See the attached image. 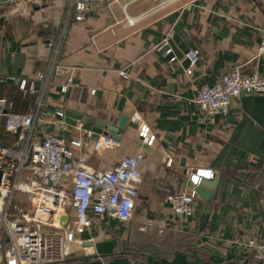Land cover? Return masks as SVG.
I'll list each match as a JSON object with an SVG mask.
<instances>
[{
    "label": "crops",
    "instance_id": "0c3cea01",
    "mask_svg": "<svg viewBox=\"0 0 264 264\" xmlns=\"http://www.w3.org/2000/svg\"><path fill=\"white\" fill-rule=\"evenodd\" d=\"M121 4H91L75 21L70 0H0V97L10 103L20 92L24 99L19 84L45 76V117L40 111L32 140L55 133L67 142L92 141L81 123L61 129L54 120L58 111L102 125L126 116L119 147L100 153L76 149V158L84 154L85 164L99 172L143 153L132 218H92L82 244L74 243L57 264H260L242 243L249 238L264 243V95L241 94L226 116L213 117L193 100L201 87L215 84L234 66L244 76L264 78V55L258 54L264 0H169L132 26L125 23ZM153 5V0H136L127 15L137 17ZM165 46L176 61H169ZM190 49L200 57L186 75ZM56 65L75 68L65 93L60 92L62 78L51 74ZM123 71L127 78L120 76ZM7 78L19 84L6 83ZM27 98V109L18 113L35 109V98ZM143 125L146 141L138 137ZM15 139L0 120V147L17 149ZM192 175L215 186L206 200L196 196L190 217L176 216L167 197L190 191ZM145 232L188 237L191 246L129 255L128 247ZM0 264L13 263L2 258Z\"/></svg>",
    "mask_w": 264,
    "mask_h": 264
},
{
    "label": "built area",
    "instance_id": "2783aa9c",
    "mask_svg": "<svg viewBox=\"0 0 264 264\" xmlns=\"http://www.w3.org/2000/svg\"><path fill=\"white\" fill-rule=\"evenodd\" d=\"M23 1V0H12ZM40 2L41 0H24ZM105 0H70L73 19L81 21L91 4H102ZM121 2L125 23L129 26L165 8L169 0H153V6L137 17L127 15V6L136 0H110ZM116 23V22H114ZM111 27V26H110ZM165 42L167 40L165 39ZM164 54L171 55L165 46ZM258 54L264 55V28L258 47ZM185 57L188 67L186 75L199 61V51L190 49ZM75 68L56 65L51 74L62 78L60 92L65 93L72 85ZM127 78L126 72H120ZM13 80V78H8ZM45 76L36 77V82H21L22 97L35 98L34 110L28 113L8 111L10 103L0 97V119L3 130L17 136V149L0 147V260L5 258L13 264H57L63 262L74 243L82 244V236L91 229L92 218L108 216L118 222L132 218L137 185L141 178L140 166L143 153L122 158L110 169L96 172L85 164V155L76 158L75 150L91 148L95 153L119 147V141L110 134L99 135L92 141H65L55 133L47 134L41 142H34L33 126L38 120L45 91ZM40 84L41 88H36ZM264 95V78L251 74L244 76L239 67L230 68L211 86L201 87L194 97V103L206 116H226L230 103L241 94ZM6 112V113H4ZM45 117V113L41 111ZM55 123L63 129V113L58 111ZM82 128V125L80 124ZM148 127L141 126L138 137L146 141ZM196 174L211 178L208 172ZM190 191L171 194L167 204L176 216L190 217L194 210L196 195L193 188L198 177L191 176ZM242 245L260 264H264V243L253 238ZM84 256L88 255L83 249Z\"/></svg>",
    "mask_w": 264,
    "mask_h": 264
},
{
    "label": "trees",
    "instance_id": "16d2710c",
    "mask_svg": "<svg viewBox=\"0 0 264 264\" xmlns=\"http://www.w3.org/2000/svg\"><path fill=\"white\" fill-rule=\"evenodd\" d=\"M27 107H28V98L25 97L24 99H22L19 92L18 98L15 97L12 99V102H10V108L8 109V111L18 113L21 112V110L23 111L26 110ZM13 135L17 139V136L15 134H12V136ZM138 239L140 240H138L135 245L133 246L130 245L127 249V253L133 257L145 255L148 253H153L158 255V254L174 253L177 251L182 252L191 246L188 237L177 236L172 234L169 235L163 233L148 234L145 232L140 234L138 236Z\"/></svg>",
    "mask_w": 264,
    "mask_h": 264
},
{
    "label": "water",
    "instance_id": "95a60500",
    "mask_svg": "<svg viewBox=\"0 0 264 264\" xmlns=\"http://www.w3.org/2000/svg\"><path fill=\"white\" fill-rule=\"evenodd\" d=\"M188 62V61H187ZM6 83L18 85L19 81L6 79ZM6 113V112H4ZM64 123L71 127H76L77 123H81L82 129L86 132L90 133V137L94 140L99 135H106L110 133L111 137L117 141L120 140L119 134L124 131L125 124L127 121L126 116H121L118 121H113L108 118L102 125L100 122L94 121L91 123V119L88 116H84L82 114H73L69 111H64ZM52 130V128H51ZM1 177V171H0ZM208 180L204 178H200L198 184L193 188V191L197 197L201 200H206L209 196V192L207 190H212L215 186V182L213 184H208Z\"/></svg>",
    "mask_w": 264,
    "mask_h": 264
}]
</instances>
